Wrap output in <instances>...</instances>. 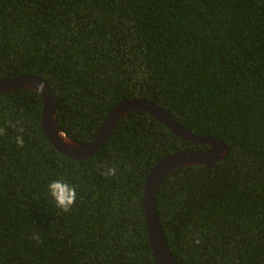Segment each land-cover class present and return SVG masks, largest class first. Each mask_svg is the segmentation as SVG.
I'll return each mask as SVG.
<instances>
[{
	"label": "trees",
	"instance_id": "16d2710c",
	"mask_svg": "<svg viewBox=\"0 0 264 264\" xmlns=\"http://www.w3.org/2000/svg\"><path fill=\"white\" fill-rule=\"evenodd\" d=\"M25 74L48 83L75 141H92L120 102L143 99L227 143L215 166L163 180L164 237L177 264H264V0H0V80ZM42 115L40 93L0 94V264H157L146 180L168 155L209 147L136 111L76 160L54 148ZM61 177L79 192L69 212L47 193Z\"/></svg>",
	"mask_w": 264,
	"mask_h": 264
},
{
	"label": "water",
	"instance_id": "95a60500",
	"mask_svg": "<svg viewBox=\"0 0 264 264\" xmlns=\"http://www.w3.org/2000/svg\"><path fill=\"white\" fill-rule=\"evenodd\" d=\"M19 89L32 90L41 94L43 100L41 123L43 132L58 152L71 159L84 160L96 155L107 142L117 124L127 115L136 111L150 114L175 135L190 143L209 147L201 151L187 150L168 155L157 163L146 180L144 191L145 217L154 259L157 264H177L167 246L157 211V194L160 185L165 178L179 168L202 165L215 166L228 156V144L214 137L196 135L191 130L182 127L158 105L143 99H129L120 102L108 114L92 141L88 143L78 142L70 138L61 129L57 118L58 103L45 80L33 74L0 80V94L12 93ZM61 133H64V136Z\"/></svg>",
	"mask_w": 264,
	"mask_h": 264
},
{
	"label": "clouds",
	"instance_id": "9594fccd",
	"mask_svg": "<svg viewBox=\"0 0 264 264\" xmlns=\"http://www.w3.org/2000/svg\"><path fill=\"white\" fill-rule=\"evenodd\" d=\"M13 126L14 125H10ZM23 129H20L19 135L16 137L17 147L23 148L25 145V140L22 135ZM6 130L4 128H0V136L5 135ZM64 136V133H61ZM67 138V137H65ZM98 170H100L101 174L106 178H112L117 175L118 167L115 165H108L107 163L97 164ZM47 193L51 200L55 203V206L61 209L63 212H69L72 207L77 203L79 192L77 190L76 185L68 182L64 178L53 179L47 184ZM37 241L40 240V235L37 233L33 237ZM199 242L198 240L196 241Z\"/></svg>",
	"mask_w": 264,
	"mask_h": 264
}]
</instances>
